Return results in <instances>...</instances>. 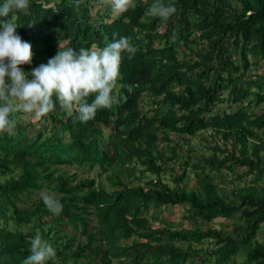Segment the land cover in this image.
I'll return each mask as SVG.
<instances>
[{"label":"trees","instance_id":"1","mask_svg":"<svg viewBox=\"0 0 264 264\" xmlns=\"http://www.w3.org/2000/svg\"><path fill=\"white\" fill-rule=\"evenodd\" d=\"M97 1L77 11L75 0H29L28 15H10L31 44V63L19 66L29 80L59 49L125 36L136 51L121 54L119 103L93 120L57 102L34 130L17 121L0 133V264H23L37 230L56 252L47 264H264V0H163L176 8L167 21L149 14L154 0L112 19L92 14ZM138 117L128 136L118 133ZM205 131L209 153H178V139ZM224 169L236 179L227 193L212 178ZM42 192L61 202L58 216ZM175 205L188 226L153 225ZM217 217L231 227L209 226Z\"/></svg>","mask_w":264,"mask_h":264},{"label":"clouds","instance_id":"2","mask_svg":"<svg viewBox=\"0 0 264 264\" xmlns=\"http://www.w3.org/2000/svg\"><path fill=\"white\" fill-rule=\"evenodd\" d=\"M99 2L110 9L113 18L136 7L135 0ZM81 3L83 0H75L77 11ZM28 10L29 0H0V133L14 132L17 120L13 114L16 112L23 113L25 120L37 123L51 113L58 102L68 116L75 114L76 120L87 123L95 118L98 109H111L118 104L113 90L121 79V54L126 52L131 59L136 51L131 38L121 36L102 48L93 45L88 49L80 48L78 52L71 47L59 49L46 65L32 70L29 80V74L19 66L31 63V44L16 33L17 25L10 18L18 12L28 15ZM148 12L152 17L167 21L176 8L163 0H154ZM128 90L131 91L130 86ZM90 95H94L91 103ZM41 199L53 215L62 212L63 205L54 196L42 192ZM30 253L23 264H47L56 256L39 230L30 241Z\"/></svg>","mask_w":264,"mask_h":264},{"label":"rangeland","instance_id":"3","mask_svg":"<svg viewBox=\"0 0 264 264\" xmlns=\"http://www.w3.org/2000/svg\"><path fill=\"white\" fill-rule=\"evenodd\" d=\"M91 11H92V14L102 13V12L108 13L109 15H108V18L106 17V19H112V17H113L110 9L103 7L99 1L93 2V5L91 7ZM258 71H260V70H258ZM218 109L221 110L220 107ZM218 109H216V111H218ZM254 110H256V108ZM16 120L21 125H23L24 127H26L27 129H30V130H34L35 128L40 126L39 122L33 123L31 120H25L24 114L20 113V112H18ZM211 136H212V133H211ZM206 138L210 139L208 131H205L202 133H197L195 136L190 138L188 143L182 142L178 139L180 145L177 148V151L179 154L185 155L188 152V149L193 147L192 149L193 150L195 149L194 151L196 154L205 155V154L209 153V151L207 149V143L208 142L206 141ZM209 145H210V143H209ZM263 159H264V156H263ZM65 169L68 173L75 172L79 176H95L94 170H92V171H89L87 169L81 170V169H75L73 167H66ZM235 169L239 173L241 168L235 167ZM135 175H137V173ZM148 176L149 175L144 174L138 180L133 179L132 183L133 184H139V183L143 182V180L147 179ZM163 177L166 180L168 178L167 175H165ZM122 178H123V180L128 179V177H125V176H122ZM212 178L217 182V184L221 188L225 189L224 190L225 193H227V191L233 187V183L236 181L235 178H233V181H232V175L228 169L222 170V172H220L219 174L212 173ZM99 179H100V182L103 185L107 186V188L109 189V187H108L109 186V180L106 178L104 173H102L99 176ZM194 185H195V176H194L193 172L190 171V168L187 167L186 168L185 186L193 187ZM237 185L240 186L241 183H238ZM184 214H185V211H184L182 206H176V205L175 206H164L163 214H161L158 217L159 222H154L153 225H160V222L167 221V222H170L172 224L171 225L172 228H177L180 226L182 227L183 225L188 226L189 224L185 223L186 221L182 219ZM202 225L205 226V224H202ZM208 225L215 227V228L222 227L224 229H229L232 225V222L226 218L217 217V218L213 219L210 223H208Z\"/></svg>","mask_w":264,"mask_h":264},{"label":"water","instance_id":"4","mask_svg":"<svg viewBox=\"0 0 264 264\" xmlns=\"http://www.w3.org/2000/svg\"><path fill=\"white\" fill-rule=\"evenodd\" d=\"M140 121V117H138L135 121H127L120 124L117 128L118 133L122 136H128L132 129L137 128V123Z\"/></svg>","mask_w":264,"mask_h":264}]
</instances>
